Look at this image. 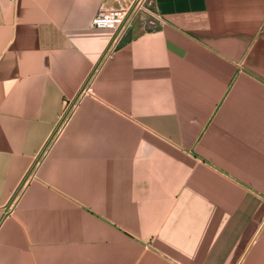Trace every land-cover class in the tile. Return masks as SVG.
<instances>
[{
	"label": "crops",
	"instance_id": "1",
	"mask_svg": "<svg viewBox=\"0 0 264 264\" xmlns=\"http://www.w3.org/2000/svg\"><path fill=\"white\" fill-rule=\"evenodd\" d=\"M117 4L0 0V264H264V0Z\"/></svg>",
	"mask_w": 264,
	"mask_h": 264
},
{
	"label": "built area",
	"instance_id": "2",
	"mask_svg": "<svg viewBox=\"0 0 264 264\" xmlns=\"http://www.w3.org/2000/svg\"><path fill=\"white\" fill-rule=\"evenodd\" d=\"M117 5L109 8L101 7L92 19V26L113 31V36L105 52L111 55L124 41L137 18L145 12L153 13V0H116ZM90 81L83 90L90 92Z\"/></svg>",
	"mask_w": 264,
	"mask_h": 264
}]
</instances>
